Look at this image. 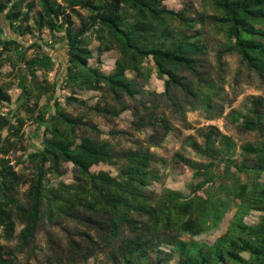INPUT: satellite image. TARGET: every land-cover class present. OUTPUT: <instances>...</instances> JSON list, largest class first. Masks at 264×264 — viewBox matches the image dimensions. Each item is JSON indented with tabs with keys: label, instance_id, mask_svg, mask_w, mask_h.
Returning <instances> with one entry per match:
<instances>
[{
	"label": "trees",
	"instance_id": "16d2710c",
	"mask_svg": "<svg viewBox=\"0 0 264 264\" xmlns=\"http://www.w3.org/2000/svg\"><path fill=\"white\" fill-rule=\"evenodd\" d=\"M61 1L39 0L41 9L31 25L22 1L0 0V15L12 32L0 36V73L9 65L6 74L14 76L20 88L16 106L5 111L12 103V83L0 82V240L18 241L15 247L0 242V264H15L18 252L35 254L37 232L47 225L65 229L68 245L51 239L57 244L51 247L53 253L38 264H79L100 254L109 264H164L175 252L177 264H264V97H254L248 113H233L234 120L243 118L244 129L258 132L256 140L238 146L215 125L201 130L203 142L194 135L185 137V145L207 159L174 154L178 166L200 179L190 183L187 194L174 188L160 193L150 189L162 179L151 147L161 145L172 125L159 105L137 97L149 93L144 84L152 73L151 58L164 80L161 94L184 119L189 93L194 107L214 110L218 85L204 73L209 53L205 31L211 26L222 36L215 49L218 62L236 54L264 78V0H202L213 12L203 8L195 16L188 8L167 7L164 0ZM76 7L88 10L79 26L68 12H76ZM44 27L53 36L51 42L38 33ZM93 36L100 54L119 52L109 73L90 64ZM61 38L67 49L65 75L54 81L46 74L39 77L40 70L54 69V56L45 48L54 49L53 42ZM63 88L108 93L112 103L90 105V110L119 116L130 109L134 128H150L151 134L136 147L120 148L101 137V129L85 119V112L74 114L55 98ZM176 90L187 92L184 102L174 99ZM66 99L80 102L73 95ZM28 121L42 128L40 146L26 141ZM122 132L112 130L113 135ZM238 148L240 161L235 158ZM13 149L23 150L32 165L28 181L11 163ZM66 163L76 169L71 182L62 179ZM100 163L118 166V172L92 170ZM23 182L29 187L22 196ZM233 207L228 229L212 244L193 239L216 228ZM253 211L261 212L260 219L248 224L245 217ZM68 221L79 225L77 233L65 225ZM185 234L192 239H183ZM164 246H171L170 251Z\"/></svg>",
	"mask_w": 264,
	"mask_h": 264
},
{
	"label": "rangeland",
	"instance_id": "374dc122",
	"mask_svg": "<svg viewBox=\"0 0 264 264\" xmlns=\"http://www.w3.org/2000/svg\"><path fill=\"white\" fill-rule=\"evenodd\" d=\"M12 1H22V6L24 10H29V20L27 23L31 25L35 24L38 17V12L41 9V4L39 0H12ZM62 2L61 0H58ZM32 3V8L29 5ZM164 4L172 9L180 10L183 8H188L189 14L195 16L198 11L203 8L208 9L209 12H213L209 5L204 6L202 0H164ZM76 12L68 10L72 14L74 24L79 26L82 20L87 16L88 10L80 7H76ZM200 27V24L197 26ZM200 29V28H199ZM46 41H52V34L49 28L44 27L38 32ZM12 35L9 29L8 22L0 15V36L3 38ZM207 41L209 43V53L205 57L206 70L205 75L211 80L217 83V89L219 94L214 96V110H207L204 106H193V101L195 99L188 94V103L185 108V119L182 117L180 112L174 110L171 100L167 96L161 94L164 89V80L157 76V71L153 65V60L150 58L148 65L152 68L151 76L148 81L144 84V88L149 91L145 95H138L140 101L149 102L150 104H157L160 106V110H164L170 120L172 125L171 129L167 131L162 143L158 147H151L159 159V170L162 175L161 181L154 182L150 189L160 193L164 188H174L183 191L184 193H189L190 183H198L199 178L193 176V172L185 168L184 166H178L174 162V154L177 152H182L186 156H190L193 159L200 161H207L205 157L198 155L191 147L185 145L184 139L187 135H194L196 139L203 142L201 136L202 129L209 127V125H215L219 129L228 135H231L235 141H237L238 146L247 142L254 141L259 137L258 132L252 130H246L242 127L240 117L239 121L234 120L233 113L240 112L246 114L249 112L252 101L256 96L264 97V78H261L258 73L250 70L245 64L242 63L240 57L236 54L225 55L222 62H218L216 58L215 49L219 46V42L222 36L217 33V30L212 26L205 31ZM93 41L91 48L93 51V58L90 59V64L99 66L104 72H111L115 65L116 60L119 58V52L115 49H111L100 54L98 50V42L92 37ZM22 40L28 43L27 38H22ZM54 43V49L45 48L49 53L53 54L54 59V69L50 72L44 73L40 70L38 72L39 77L44 74L48 76L51 81L57 78H62L65 75L66 66V47L64 46L63 39H59ZM11 67L5 65L1 68L2 73H0V82H11L12 88L10 93L12 95V103L3 110L7 111L9 108L16 106V100L20 93V88L18 87L17 79L14 76H7V72L10 71ZM132 76V74H130ZM193 80V84L196 86L197 81L195 77L190 76ZM187 88H190L187 86ZM187 92L182 90H176L173 95L176 101L181 100L184 102L185 94ZM73 95L77 97L80 102H68L66 97ZM55 98H59L61 104L74 114H81L85 112V119L92 121L98 125L101 129V137L109 138L111 141L117 143L119 147H136L140 142H145L146 138L151 134L152 129L144 127L142 130H137L134 128L132 122L134 121V116L132 111L126 110L119 116H111L109 114H100L90 110V105L101 104L105 105L106 102L112 103V99L108 93L102 91L93 90H78L72 92L71 88H63L59 91ZM81 100L85 101L81 103ZM192 101V102H191ZM42 104L46 103L45 99H42ZM122 129V133L113 135L112 130ZM90 135L95 136V132L89 129H85ZM42 132V128L35 122L28 121L24 127V133L26 136V141L31 145V147L40 146L39 135ZM11 159V163L14 164L16 170L23 175L24 180L28 181L31 173L32 165L28 160H25V152L20 149H13L8 155ZM236 160L240 161L243 157L240 155V148L235 156ZM67 172L62 177L66 182H71L74 179V174L76 169L72 163L65 164ZM109 170L111 173L116 174L118 172V166H112L106 163H100L92 167V170ZM233 171H236V167H232ZM29 187L28 182H23L20 188V193L23 196ZM236 208L233 207L230 211L226 213L223 220L218 224V226L208 232L200 234L193 237V239L212 244L220 235H222L229 227L231 219L235 213ZM261 212L253 211L250 215L245 217V221L248 224H255L259 221ZM65 225L73 229L72 233L78 232V227L75 222L68 221ZM22 229V225H18L17 233ZM54 239L57 243H61L64 246L68 245L69 235L68 232L60 226L47 225L41 228L36 235V249L35 254L29 256L27 251L18 252L15 260V264H25L28 260L32 264H38V260L42 261L46 259L47 255L53 253L52 245L50 240ZM183 239L189 241L192 239L191 235H183ZM53 240V241H54ZM1 243L8 244L15 247L18 243L17 239L7 242L3 239L0 240ZM165 251H170L171 246H164ZM248 258V254L244 253ZM179 260L178 253H174L170 259L164 264H177ZM54 264H58L57 262ZM79 264H109L108 258L105 254H100L96 257H91L87 262Z\"/></svg>",
	"mask_w": 264,
	"mask_h": 264
}]
</instances>
